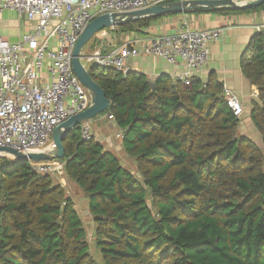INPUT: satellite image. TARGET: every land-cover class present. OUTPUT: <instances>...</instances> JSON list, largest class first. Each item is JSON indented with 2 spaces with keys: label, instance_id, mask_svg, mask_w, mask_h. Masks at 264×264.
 I'll use <instances>...</instances> for the list:
<instances>
[{
  "label": "trees",
  "instance_id": "1",
  "mask_svg": "<svg viewBox=\"0 0 264 264\" xmlns=\"http://www.w3.org/2000/svg\"><path fill=\"white\" fill-rule=\"evenodd\" d=\"M242 65L259 90L251 118L264 144V34L252 38ZM88 70L110 100L100 116L114 117L139 172L95 136L83 140L81 124L63 141L64 171L86 196L100 264H264V151L238 134L223 85L212 76L184 85L168 76ZM0 181V264H98L74 200L49 174L2 158Z\"/></svg>",
  "mask_w": 264,
  "mask_h": 264
},
{
  "label": "built area",
  "instance_id": "2",
  "mask_svg": "<svg viewBox=\"0 0 264 264\" xmlns=\"http://www.w3.org/2000/svg\"><path fill=\"white\" fill-rule=\"evenodd\" d=\"M174 1L180 0H0V14L12 9L35 24L34 31L23 34L17 44L0 37V148L25 155L43 152L58 126L90 107V94L73 70V52L92 20L107 13L125 14ZM223 32L184 29L126 42L109 52L96 51L82 62L126 74L129 60L140 54L170 64L180 60L185 70L174 79L189 85L194 73L208 62V45L219 40ZM42 70L47 82H43ZM224 97L233 115L240 118L243 106L239 98L227 88ZM80 133L83 140H92V121L81 123ZM28 161L33 171L48 174L52 162L59 160Z\"/></svg>",
  "mask_w": 264,
  "mask_h": 264
},
{
  "label": "crops",
  "instance_id": "3",
  "mask_svg": "<svg viewBox=\"0 0 264 264\" xmlns=\"http://www.w3.org/2000/svg\"><path fill=\"white\" fill-rule=\"evenodd\" d=\"M150 1L155 2L156 0ZM235 1L245 3L254 0ZM152 18L148 26L130 32H121L119 26L101 31L87 44L85 54L91 53L93 49L109 52L126 42L175 34L184 29H223L221 38L208 45L207 64L195 72L193 77L206 83L212 76L223 85L224 89L231 90L243 106V115L239 118L238 134L254 143L255 141L262 142V137L251 118L254 103H261L259 90L245 75L242 59L252 38L257 34H264V7L257 12L237 15L191 12ZM34 29L35 24L15 10L8 9L0 14V37L11 44L19 43L23 34L33 32ZM127 67L129 72L142 74L151 81L161 76H168L175 80L174 76L185 70V65L180 60L176 64H170L161 58L144 54L131 58ZM41 75L43 82H47L45 70H42ZM95 121L101 125L97 130L93 128L96 139L117 156L128 157L122 147V137H119L122 133L114 119L110 120L107 115H103L98 116Z\"/></svg>",
  "mask_w": 264,
  "mask_h": 264
},
{
  "label": "water",
  "instance_id": "4",
  "mask_svg": "<svg viewBox=\"0 0 264 264\" xmlns=\"http://www.w3.org/2000/svg\"><path fill=\"white\" fill-rule=\"evenodd\" d=\"M263 4L264 0H254L252 2L245 3H238L235 0H180L154 5L143 10L125 14L107 13L96 17L83 31L73 52V70L90 94V107L84 112L69 118L53 131V151H43L25 155L12 149L0 148V155H8L16 161H28L29 159L34 162L55 160L62 161L65 158V148L63 145L64 139H66L77 127H79L81 123L93 120L109 109L110 100L106 97L105 91L92 79L88 68L82 62V59L84 58L82 55L83 48L101 31L146 17L177 15L203 8H229L232 10L248 9L257 8ZM1 187L2 184L0 181V191Z\"/></svg>",
  "mask_w": 264,
  "mask_h": 264
},
{
  "label": "rangeland",
  "instance_id": "5",
  "mask_svg": "<svg viewBox=\"0 0 264 264\" xmlns=\"http://www.w3.org/2000/svg\"><path fill=\"white\" fill-rule=\"evenodd\" d=\"M88 45H86L82 51V55L84 57H87L94 54L96 51H94V49L92 50L91 53L85 54V51L87 50ZM85 50V51H84ZM87 67H90V64H87V61L84 60L83 62ZM97 118L92 120V126H94L93 128H95V130H97L98 128H100V124L98 125V121H95ZM255 145H257L261 150L264 151V144L263 141L262 142H256L255 141ZM52 148V149H51ZM50 150H54V145H53V141L52 138L51 140L45 145L43 151H50ZM2 158H10L13 159L7 155H0V159ZM118 158L120 159L122 165L129 171H131L132 173H134L135 175L139 176V172H138V167L136 164V161L134 159L128 158L126 156H120L118 155ZM14 160V159H13ZM61 161H55L54 163L52 162L51 166L52 169L51 170H47L46 172H48V174L52 177V179L54 180V183L56 185L61 186L62 188L65 189L66 192V196L67 197H72V199L75 202V207L76 210L78 211V213L80 214L83 224L88 232V240L89 243L91 245V252L94 256V258L96 259L97 263L100 264L102 261V257L101 254L98 252V250L96 249L95 246V239L93 236L94 233V221H93V217L90 214V211L88 209V202L86 199V196L84 195V193L82 192V190L80 188H78L67 176V174L64 171V167L62 165V163H60ZM47 165V164H44ZM43 166V165H42ZM50 171V172H49Z\"/></svg>",
  "mask_w": 264,
  "mask_h": 264
},
{
  "label": "bare ground",
  "instance_id": "6",
  "mask_svg": "<svg viewBox=\"0 0 264 264\" xmlns=\"http://www.w3.org/2000/svg\"><path fill=\"white\" fill-rule=\"evenodd\" d=\"M52 149V148H51ZM53 151V150H52Z\"/></svg>",
  "mask_w": 264,
  "mask_h": 264
}]
</instances>
